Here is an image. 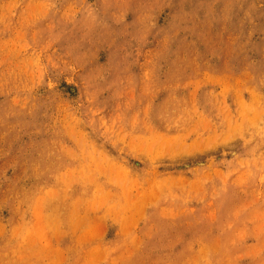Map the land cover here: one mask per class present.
<instances>
[{"label":"rangeland","instance_id":"rangeland-1","mask_svg":"<svg viewBox=\"0 0 264 264\" xmlns=\"http://www.w3.org/2000/svg\"><path fill=\"white\" fill-rule=\"evenodd\" d=\"M0 264H264V0H0Z\"/></svg>","mask_w":264,"mask_h":264}]
</instances>
